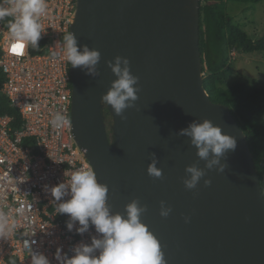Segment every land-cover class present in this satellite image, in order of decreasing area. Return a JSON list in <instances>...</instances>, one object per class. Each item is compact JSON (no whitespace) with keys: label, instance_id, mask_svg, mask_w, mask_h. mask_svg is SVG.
<instances>
[{"label":"water","instance_id":"water-1","mask_svg":"<svg viewBox=\"0 0 264 264\" xmlns=\"http://www.w3.org/2000/svg\"><path fill=\"white\" fill-rule=\"evenodd\" d=\"M183 7V0H78L73 33L79 45L98 50L101 59L95 78L71 70L76 138L108 187L113 214H124L133 199L147 206L141 221L159 241L166 264H264V192L254 158L230 108L213 102L204 89L199 7L196 39ZM116 56L127 58L139 78L138 99L124 119L108 106L118 154L101 103L116 79L108 66ZM204 119L236 140L235 150L212 170L190 138L178 135ZM153 159L160 178L147 172ZM192 164L206 174L188 190L183 180ZM221 165L223 171H217ZM161 201L171 208L167 217L160 215Z\"/></svg>","mask_w":264,"mask_h":264},{"label":"built area","instance_id":"built-area-1","mask_svg":"<svg viewBox=\"0 0 264 264\" xmlns=\"http://www.w3.org/2000/svg\"><path fill=\"white\" fill-rule=\"evenodd\" d=\"M12 0H0L7 6ZM40 50L30 44L13 52L8 38L11 17L0 20V92L8 97L22 119L15 128L14 117L0 112V210L9 211L17 221V232L0 239V264H30L25 240L44 253L50 264H58L57 249L71 257L81 243L98 235L90 225L85 233L69 231L66 214L56 215L49 188L67 182L79 169H96L87 150L76 138L74 127V83L72 66L63 56V35L73 32L78 0H46ZM60 112L69 124L56 129L50 124ZM98 182L100 183L99 179ZM23 206L19 216L15 209Z\"/></svg>","mask_w":264,"mask_h":264},{"label":"clouds","instance_id":"clouds-1","mask_svg":"<svg viewBox=\"0 0 264 264\" xmlns=\"http://www.w3.org/2000/svg\"><path fill=\"white\" fill-rule=\"evenodd\" d=\"M46 0H12L7 6L0 5V20L11 17L8 23V38L13 52H22L23 48L31 45L40 50L39 41L42 38L43 25L41 17L47 15ZM63 56L72 68H79L93 78L99 75L97 65L101 54L87 45H79L73 32L63 35ZM130 62L125 57L116 56L108 62L116 77L111 86L101 97V103L111 106L121 119H124L126 109L134 107L138 99V77L130 71ZM70 122L60 112L55 113L50 120L53 128L59 129ZM178 135L190 138V145L197 149L196 155L204 160L205 168L212 170L219 165L220 158L229 150L234 151L236 140L222 132L221 127L212 121H192ZM157 160L153 159L148 165L150 176L160 178L161 169L157 168ZM224 165L217 171L222 172ZM187 178L183 183L188 190L195 189L205 170L195 164L186 166ZM210 180L204 184L210 185ZM54 198L55 213L68 216L67 228H74L78 234L94 226L98 234L93 236L90 243L77 245L71 257L62 254L57 249L54 258L58 264H166L161 246L154 234L141 221V216L147 211L146 205H141L138 199H133L125 205L124 214L111 212L107 203L108 187L98 182L91 168H83L73 172L67 182H61L48 189ZM15 213L23 216L26 209L21 206ZM171 208L160 202V215L167 217ZM188 218L185 217L187 222ZM17 221L9 211L0 210V239L7 240L17 232ZM35 241L25 240L23 247L30 258V264H50L49 258L33 248Z\"/></svg>","mask_w":264,"mask_h":264},{"label":"trees","instance_id":"trees-1","mask_svg":"<svg viewBox=\"0 0 264 264\" xmlns=\"http://www.w3.org/2000/svg\"><path fill=\"white\" fill-rule=\"evenodd\" d=\"M257 3L261 0H198L199 44L203 86L215 103L227 105L245 131L264 192V86L256 79L227 85L232 71L233 50L253 53L264 51V32L252 39L228 13V2ZM0 112L14 117L13 125H22L19 110L0 92ZM106 113H110L109 107Z\"/></svg>","mask_w":264,"mask_h":264},{"label":"rangeland","instance_id":"rangeland-1","mask_svg":"<svg viewBox=\"0 0 264 264\" xmlns=\"http://www.w3.org/2000/svg\"><path fill=\"white\" fill-rule=\"evenodd\" d=\"M228 13L234 17L252 39H257L264 32V0L257 3L228 2ZM232 71L226 84L256 79L264 86V51L253 53L234 51L231 53ZM108 105L102 104V113L112 149L119 153V144L115 139L114 118L106 113Z\"/></svg>","mask_w":264,"mask_h":264},{"label":"bare ground","instance_id":"bare-ground-1","mask_svg":"<svg viewBox=\"0 0 264 264\" xmlns=\"http://www.w3.org/2000/svg\"><path fill=\"white\" fill-rule=\"evenodd\" d=\"M183 2L184 14L187 17L188 25L193 32V39H196L199 2L198 0H183Z\"/></svg>","mask_w":264,"mask_h":264}]
</instances>
